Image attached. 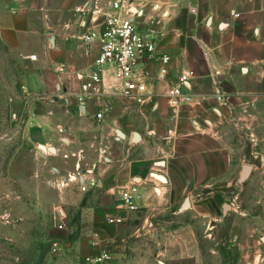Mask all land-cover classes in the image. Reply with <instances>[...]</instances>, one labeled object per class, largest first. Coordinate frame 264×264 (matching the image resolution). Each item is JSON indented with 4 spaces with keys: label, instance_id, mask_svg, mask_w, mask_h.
I'll return each instance as SVG.
<instances>
[{
    "label": "crops",
    "instance_id": "obj_1",
    "mask_svg": "<svg viewBox=\"0 0 264 264\" xmlns=\"http://www.w3.org/2000/svg\"><path fill=\"white\" fill-rule=\"evenodd\" d=\"M115 1L0 0L1 212L17 215L18 199L39 200L44 211L83 208L91 223L73 243L80 259L61 264H84L103 247L115 264H203L195 225L178 224L189 199L187 211L212 227L208 242L224 207L228 236L240 242L237 264H264V149L254 144L264 120V0H127L141 29L161 34L159 55L171 57L153 106L135 111L83 89L100 52L83 41L84 23L100 24ZM186 72L194 102L173 109L166 93ZM104 82L118 86L111 71ZM245 165L252 169L241 183ZM80 175L97 187L82 192ZM132 184L140 209L123 211L120 190ZM20 210L28 216L30 207ZM2 226L0 237L14 234ZM213 253V264H227L228 252Z\"/></svg>",
    "mask_w": 264,
    "mask_h": 264
},
{
    "label": "built area",
    "instance_id": "obj_2",
    "mask_svg": "<svg viewBox=\"0 0 264 264\" xmlns=\"http://www.w3.org/2000/svg\"><path fill=\"white\" fill-rule=\"evenodd\" d=\"M141 16L134 11L127 0H116L104 14L100 24L94 16L91 18L87 31L82 39L88 44H97L100 48L95 61V71L88 75L84 81L83 89L92 97H117L125 103L138 108L151 107L154 97L157 96L155 84L166 79L171 62L169 55H159L156 39L161 36L155 30L145 32L141 29ZM159 65L156 72L149 68ZM111 71L118 81V86L106 87L105 72ZM190 74L183 73L177 84L166 93L170 107L173 109L183 105H192L194 98L184 92L189 90ZM153 106V105H152ZM104 111L97 114L102 119ZM89 175V173H88ZM81 175L73 178L80 183L82 192H88L97 187V180L88 178L82 180ZM72 180V178H70ZM137 185L132 184L120 190L122 205L119 209L127 212L139 211L137 204ZM124 221L120 217H107L109 224L117 225ZM84 264H115L113 255L106 248L96 257H86Z\"/></svg>",
    "mask_w": 264,
    "mask_h": 264
},
{
    "label": "rangeland",
    "instance_id": "obj_3",
    "mask_svg": "<svg viewBox=\"0 0 264 264\" xmlns=\"http://www.w3.org/2000/svg\"><path fill=\"white\" fill-rule=\"evenodd\" d=\"M129 106V105H128ZM131 111H135L134 106H129ZM144 111V110H143ZM120 112V110H118ZM151 111H146L150 113ZM259 140L254 143L259 148L260 153L264 149V120L259 121L257 127ZM264 188V186H263ZM239 190V185L235 184L226 195L222 204L228 206L226 213L234 208V195ZM264 194V192H263ZM1 202V201H0ZM17 215L10 217L7 212L0 210V225L6 230L12 229L11 235L6 231L0 237V264H61L70 259L78 261L75 257L77 250L73 246L75 240L88 233L90 221L83 215V208H71L66 211L52 207L51 211L43 210L41 201L18 199ZM11 200L7 198L1 204L5 211L10 208ZM86 204V203H85ZM29 205L28 216H22L20 207ZM224 207L219 208L221 222L215 230L214 239L208 242L207 233L212 229L208 224V219L191 213L184 212L178 220V224L192 223L195 225L199 244L204 259L203 264H213L210 256L212 250L218 251V255H226L229 259L227 264H237L240 256L239 241L228 236V228L222 219ZM201 213V212H200ZM247 250H250L247 248ZM74 257V258H73ZM69 259V260H68ZM67 264V263H66Z\"/></svg>",
    "mask_w": 264,
    "mask_h": 264
},
{
    "label": "water",
    "instance_id": "obj_4",
    "mask_svg": "<svg viewBox=\"0 0 264 264\" xmlns=\"http://www.w3.org/2000/svg\"><path fill=\"white\" fill-rule=\"evenodd\" d=\"M118 134L122 135V132L118 131ZM140 140H141V135L138 132H135L134 136H133V143H139ZM158 165L159 166H163L164 163L163 162H159ZM251 169H252V167L249 166V165H245L243 167V172H242V176H241V179H240L241 183H243L247 179ZM153 176H154V178L158 179L161 182H165L166 181L165 178L163 176H161V175L154 174ZM189 209H190V201H189V199H186L185 203L180 208L179 212L182 213V212L187 211ZM227 209H228V206L225 205V211H227ZM161 264H163V263L161 262Z\"/></svg>",
    "mask_w": 264,
    "mask_h": 264
}]
</instances>
